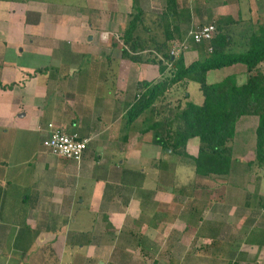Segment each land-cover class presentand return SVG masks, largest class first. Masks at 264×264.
<instances>
[{"label": "crops", "instance_id": "crops-1", "mask_svg": "<svg viewBox=\"0 0 264 264\" xmlns=\"http://www.w3.org/2000/svg\"><path fill=\"white\" fill-rule=\"evenodd\" d=\"M215 3V0H190L186 5L189 7V15L178 23L170 24L168 33L176 41L186 39L193 27L210 23L205 20H208L211 16L208 13L214 9L215 22L233 18V11L229 8L231 3L223 1L216 8L212 7ZM31 4L30 1L23 5L29 9ZM7 6L9 11L1 15V19L7 21V31L5 28L0 34H6L4 40L12 41L19 37L18 44L22 42V46H19L16 54H11V61L16 64H11V81L1 84H12L9 89L11 106H14L11 109V123L19 126L17 129L25 131V134L32 132L39 135L41 149L35 155L34 165L21 161L13 169L14 164L11 163V179L2 174L6 166L4 161H0V264H100L102 260L99 257L105 252L110 254L114 246L121 251L137 249L138 244H130L129 238H125L135 233L134 230L122 228V224L136 220L133 222L137 232L150 224L147 230L153 234L159 226L148 220L156 218L160 196H165V189L174 185L172 178L177 176L178 171L164 157L160 158L166 169L160 167V159L156 161L162 149L152 142L153 128L146 130V126L159 119L158 115L145 110L132 124L127 125L125 122L126 112L137 92V82H154L162 78L158 66L155 70L152 66L143 69V63H139L142 67L134 63L137 66H132L130 77H123L122 69L118 67L117 78L111 76L116 70L112 71L106 66L92 65L81 69L73 63L82 55H89L84 54L86 50L83 51L89 45L80 44L76 40L75 43L70 42L67 49L63 48L64 38L58 32L62 24L56 21L50 23L49 27L47 25L49 35H34V31L27 30L33 21L22 24L15 19L12 22L11 1L0 2V10ZM166 8L165 3L160 8V17L162 12H168ZM239 12L238 7L236 19L243 16ZM172 17L170 13L168 20H172ZM33 35L39 36V43L34 45L31 40L26 44L24 40ZM91 38L88 37L89 40ZM192 48L196 59L198 51L194 46ZM24 54L29 57L36 55L38 59L43 57L44 65L38 67L35 61H28L26 66L18 65L17 56ZM184 59L186 63L189 62L185 55ZM238 64L227 67L245 71V67ZM86 69L89 70L87 74ZM235 69L216 77L212 82H218L234 73L238 83H244L245 80L239 77ZM209 74L208 71L206 79L212 83L208 79ZM48 93L51 96L49 99ZM186 101H192L190 96ZM202 102L203 95L199 103H194ZM21 111L24 113L20 114ZM161 115L167 114L162 112ZM21 117L30 121L28 126L19 122ZM244 117L256 116H242L238 121ZM49 122L67 132L76 131L88 138L87 148L79 162L54 156L42 147ZM198 144L197 137L188 139L185 151L189 156L197 155ZM191 167L196 176L193 163ZM122 170H132L142 175L140 186L134 187L130 194L126 190L120 192L117 189L118 176ZM180 170H183V166ZM147 172H151L152 181L145 185ZM107 185L111 186V190L105 194ZM144 191L151 193L146 194ZM125 199L128 201L124 204ZM112 236H115L114 241Z\"/></svg>", "mask_w": 264, "mask_h": 264}, {"label": "rangeland", "instance_id": "rangeland-1", "mask_svg": "<svg viewBox=\"0 0 264 264\" xmlns=\"http://www.w3.org/2000/svg\"><path fill=\"white\" fill-rule=\"evenodd\" d=\"M6 1H11V21L14 22L13 20L17 19L18 23L23 24L32 20L33 25H30L27 30L34 31V35L48 34L47 28L53 21L62 24L58 32L64 38L63 48L67 49L70 42L75 43L76 40L80 44L89 45L88 48L83 49V51L86 50L84 54L89 55H82L73 64L76 67L80 66L81 69L92 65L106 66L112 71L116 70L111 75L113 78L118 77V67H121L123 77L126 75L130 77L132 66L140 65L125 60L121 55L122 34L131 16L136 13V7L145 10L142 13V24L137 30L139 39L145 45L140 53L143 59L148 56L152 58L155 51L158 52L155 58H159L161 51L168 50L174 43L176 45L180 41H176L173 37L170 40L165 38L163 23L159 16L160 8L165 5V0H0L2 3ZM30 1L32 7L29 6V9L27 5L24 7L23 4ZM215 1V5H212L215 8L223 1L231 3L229 8L233 11V20H237L236 9L239 7V14L243 13L240 19L252 20L256 23L255 28L257 24L264 26V0H237L238 4L236 0ZM8 8L7 6L0 10V32L7 26L6 19H1V15L8 12ZM214 10L208 13L211 16L205 21L217 26ZM142 25L144 29L141 28ZM34 35L24 40L25 43L29 44V41L33 40L34 45H37L39 36ZM90 35L91 40L88 39ZM4 39L6 34L4 36L0 34V161H4L6 166L2 174L11 179V163L14 164L13 169L21 161L34 165L35 155L41 149V140L39 135L32 132L25 134V131L17 129L19 126L11 123V109H14V106H11V91L8 83H5V88L1 83L11 81V73H13L11 64L16 65L14 61H11L13 58L11 54L17 53L22 42L18 44L19 37L12 41ZM66 39L69 42H66ZM163 44H165L164 48ZM189 46V51L183 52L187 62L194 59L193 44L190 43ZM199 47L196 46V49ZM157 48L160 51H157ZM17 58L18 65L23 66L28 65V61H35L40 67L45 62L43 57L38 59L36 55L29 57L28 54H24ZM142 63L143 69L152 66L155 70L158 66L152 62ZM238 65L244 66L240 63ZM258 68L264 70V61L258 65ZM234 69L227 66L211 69L208 79L212 82L216 77L228 74ZM239 70H236V73L245 80L246 72ZM85 71L86 74L89 72L87 69ZM165 74V76L169 75L168 69ZM52 92L55 96V91L52 90ZM49 93L47 99L51 97ZM189 96L190 100L200 102L202 93L196 82L183 81L175 84L159 101L158 110L167 114V109L175 108L176 110L177 107H184ZM19 122H24L28 126L30 121L21 117ZM256 125L257 117H244L238 121L237 134L229 142L233 148L235 160L229 176L197 177L192 171L193 162L190 158L166 154L161 150L156 159V161L160 159L159 165H162L161 158L164 157V160H169V163L178 171L177 176L172 178L174 185L165 189V196H160L156 218L148 220L149 223H157L159 227L151 234L147 230L150 224L137 232L133 222L136 220L124 222L122 228H129L135 232L126 235L125 238H129L130 244H138V248L133 251H121L114 246L110 254L105 252L99 257L102 260L100 264L112 262L121 264L123 261L126 264H231L232 262L264 264V244H260L264 240V166L259 167L256 163H248L254 160ZM156 161L155 164H157ZM181 166H183L182 171ZM151 172H147L145 185L152 181ZM117 221L120 222V220ZM112 227L115 228V226ZM112 240H115V236H112Z\"/></svg>", "mask_w": 264, "mask_h": 264}, {"label": "trees", "instance_id": "trees-1", "mask_svg": "<svg viewBox=\"0 0 264 264\" xmlns=\"http://www.w3.org/2000/svg\"><path fill=\"white\" fill-rule=\"evenodd\" d=\"M165 3L168 12H162L160 20L163 23L165 38L170 40L173 36L168 33V27L189 15V7L186 6L189 0H165ZM142 13L143 10L137 7L136 13L128 21L122 34L121 55L134 63L145 61L157 64L162 78L154 82H137V92L125 116L127 125L132 124L145 110L155 112L154 115H158L159 119L146 126V130L153 128L154 144L159 145L165 153L190 158L197 177L229 176L235 163L233 148L229 142L236 135L237 121L242 116H256L254 160L248 163L264 166V70L258 68L264 61V26L257 24L255 28V22L240 18L219 19L215 22L216 32L211 40L194 43L195 48L200 46L197 48L196 59L186 63L184 53L171 56L170 47L161 51L159 58H155L158 54L155 51L152 58L148 56L143 59L140 53L145 45L137 34L139 25L142 24ZM170 13L173 15L172 20H168ZM141 28L144 29V26ZM187 43L189 46L193 42L188 38ZM162 47L164 48L165 44ZM156 50L160 51L159 48ZM237 63L245 66L244 83L239 84L234 73L218 82H207L206 74L209 70ZM167 69L169 75L165 76ZM183 81L198 84L203 102L196 104L187 101L184 107H177L176 110L170 108L167 115L161 116L162 111L158 110L157 102L162 100L168 89ZM11 86L12 84L8 85ZM2 87L5 88V85ZM192 137H197L199 142L196 156H189L185 151L187 141ZM160 167L166 169L165 166ZM141 179L142 175L136 171L122 170L118 176L117 189L120 192L126 190L130 194L134 187L140 186ZM108 190H111L109 185L105 194ZM125 200L124 204L128 199ZM260 244H264V240Z\"/></svg>", "mask_w": 264, "mask_h": 264}, {"label": "built area", "instance_id": "built-area-1", "mask_svg": "<svg viewBox=\"0 0 264 264\" xmlns=\"http://www.w3.org/2000/svg\"><path fill=\"white\" fill-rule=\"evenodd\" d=\"M216 32L213 23H206L188 32V37L184 41L170 47L169 54L177 56L181 52L187 51L189 46L187 39L195 44L209 41ZM209 51L211 48L209 47ZM88 138L82 137L78 132H67L55 123L47 124V133L42 140V147L54 156L79 162L87 148Z\"/></svg>", "mask_w": 264, "mask_h": 264}]
</instances>
